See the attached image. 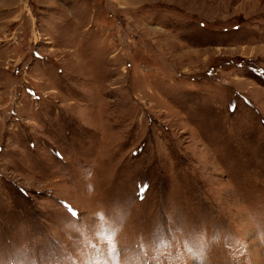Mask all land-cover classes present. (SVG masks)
<instances>
[{
  "label": "rangeland",
  "instance_id": "obj_1",
  "mask_svg": "<svg viewBox=\"0 0 264 264\" xmlns=\"http://www.w3.org/2000/svg\"><path fill=\"white\" fill-rule=\"evenodd\" d=\"M0 264H264V0H0Z\"/></svg>",
  "mask_w": 264,
  "mask_h": 264
},
{
  "label": "snow or ice",
  "instance_id": "obj_2",
  "mask_svg": "<svg viewBox=\"0 0 264 264\" xmlns=\"http://www.w3.org/2000/svg\"><path fill=\"white\" fill-rule=\"evenodd\" d=\"M232 110H235L234 107H233ZM57 155H59V153H57ZM140 190H141V192L143 193L144 191H146V187H142Z\"/></svg>",
  "mask_w": 264,
  "mask_h": 264
}]
</instances>
